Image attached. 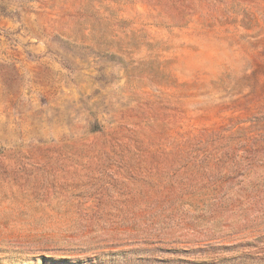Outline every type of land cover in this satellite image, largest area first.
I'll list each match as a JSON object with an SVG mask.
<instances>
[{"label": "rangeland", "instance_id": "rangeland-1", "mask_svg": "<svg viewBox=\"0 0 264 264\" xmlns=\"http://www.w3.org/2000/svg\"><path fill=\"white\" fill-rule=\"evenodd\" d=\"M0 264H264V0H0Z\"/></svg>", "mask_w": 264, "mask_h": 264}]
</instances>
